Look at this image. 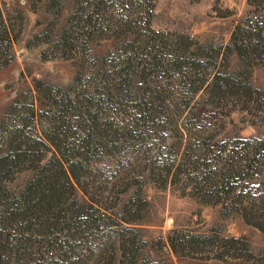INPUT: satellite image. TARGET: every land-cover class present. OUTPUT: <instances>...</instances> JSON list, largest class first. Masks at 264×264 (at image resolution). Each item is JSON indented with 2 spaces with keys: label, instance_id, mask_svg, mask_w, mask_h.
<instances>
[{
  "label": "rangeland",
  "instance_id": "374dc122",
  "mask_svg": "<svg viewBox=\"0 0 264 264\" xmlns=\"http://www.w3.org/2000/svg\"><path fill=\"white\" fill-rule=\"evenodd\" d=\"M127 2L0 0V125L13 109L38 108L46 91L54 97L59 88L80 111L93 101L104 135L78 181L60 183V200L44 211L48 220L1 227L17 252L0 254V264H264V230L244 221L235 195L215 205L217 198L203 194L211 189L203 188L207 169L247 166L264 140V61L215 59L216 71L255 91L250 102L212 100L207 82L184 97L162 91L140 108L141 81L132 78L128 100L110 82L126 55L137 67L147 21L168 51L185 36L182 46L190 50L212 45L223 52L235 25L251 13L247 0H155L150 18ZM165 76L153 75L169 89L177 86ZM53 152L45 151L41 167L55 160ZM256 156L241 196L264 198V150ZM38 172L24 168L6 186L21 197L33 183L38 195L35 177L53 173ZM56 212L62 217L50 219Z\"/></svg>",
  "mask_w": 264,
  "mask_h": 264
},
{
  "label": "trees",
  "instance_id": "16d2710c",
  "mask_svg": "<svg viewBox=\"0 0 264 264\" xmlns=\"http://www.w3.org/2000/svg\"><path fill=\"white\" fill-rule=\"evenodd\" d=\"M247 3L251 13L235 25L223 52L212 45L198 46L195 50H190L188 46H182V41L187 39L185 36L180 37L182 41L178 44V49L168 51L166 43L162 40L163 35L154 33L147 21L142 35L144 43L139 48L140 52H137L139 57L137 67L132 65L130 57L126 55L124 67L117 71L113 80H110L117 95L128 100L126 91L131 89L129 84L135 77L144 84V88L139 90L140 108L147 102L145 98L150 96L154 99L160 98L162 91L168 96L177 92L184 97L200 91L207 82L212 100L227 98L246 99L249 102L253 100L255 91L250 86L237 79L235 75L215 70V59L221 55L227 59L229 55L235 54L248 64L256 60L264 61V0H247ZM126 5L130 8H141L150 18L155 0H128ZM127 46L131 53L135 51L134 42L128 43ZM154 74L166 75V80H175L178 84L169 89L165 83H162V79L153 77ZM151 75L152 77L149 78ZM56 91L59 95L54 97L46 91L45 100L39 101L41 106L38 108L32 103L24 113L19 111V108L13 109L11 116L3 119L0 125V229L2 226L6 227L7 221L10 224H25L24 226L29 227L30 220H35V223L39 219L48 220L44 217V211L50 208L49 204L53 200H60L63 194L59 187L60 183L70 184L72 180L78 181L79 172L89 167L102 146L98 138L104 135H99L101 131L98 113L90 110L93 101L86 103L84 109L80 111L79 102L69 94L62 93L59 88H56ZM112 100L111 97L107 99L108 102ZM94 103L99 105L101 101ZM51 148L54 149L53 153L56 156L52 161L54 165L48 162L41 167L39 164L43 154ZM259 149L264 150V140L258 142L253 149L254 156L247 166L242 165L238 168L231 163L224 169L216 170V173L207 169L203 188L208 184L211 189L204 191L203 194L208 198H217L213 201L215 205H224L225 202L231 201V196L235 195L239 205L237 210L242 213L244 221L262 231L264 230V198L261 195L241 196L240 185L242 180L247 179L246 173L252 163L259 162L256 156ZM24 168L39 170V175L51 168L53 173L50 176L35 177L38 181L36 188H40L38 195L34 193L33 183L22 192L21 197L11 193L6 186V182ZM212 176L216 178L215 184L209 181ZM203 202L207 201L203 200ZM34 212L40 215L36 216ZM35 216L37 218L33 219ZM61 217L56 212L50 219L59 220L58 218ZM73 223L74 220L71 221V224ZM25 230L28 231V228ZM4 237L0 231V254L9 255L13 250L17 252L11 240ZM229 243L238 242L229 239ZM170 246L176 253L174 245L171 243Z\"/></svg>",
  "mask_w": 264,
  "mask_h": 264
}]
</instances>
